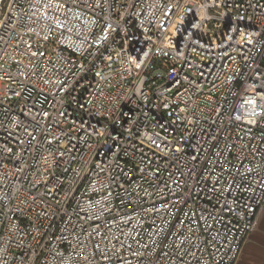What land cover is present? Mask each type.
Here are the masks:
<instances>
[{"label":"built area","instance_id":"built-area-1","mask_svg":"<svg viewBox=\"0 0 264 264\" xmlns=\"http://www.w3.org/2000/svg\"><path fill=\"white\" fill-rule=\"evenodd\" d=\"M264 202V0L0 1V264H234Z\"/></svg>","mask_w":264,"mask_h":264},{"label":"crops","instance_id":"crops-1","mask_svg":"<svg viewBox=\"0 0 264 264\" xmlns=\"http://www.w3.org/2000/svg\"><path fill=\"white\" fill-rule=\"evenodd\" d=\"M234 264H264V202L257 224L244 240Z\"/></svg>","mask_w":264,"mask_h":264},{"label":"bare ground","instance_id":"bare-ground-1","mask_svg":"<svg viewBox=\"0 0 264 264\" xmlns=\"http://www.w3.org/2000/svg\"><path fill=\"white\" fill-rule=\"evenodd\" d=\"M1 1V0H0Z\"/></svg>","mask_w":264,"mask_h":264}]
</instances>
